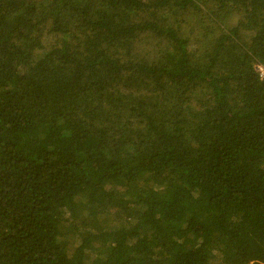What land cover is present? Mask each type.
<instances>
[{
	"label": "trees",
	"instance_id": "obj_1",
	"mask_svg": "<svg viewBox=\"0 0 264 264\" xmlns=\"http://www.w3.org/2000/svg\"><path fill=\"white\" fill-rule=\"evenodd\" d=\"M264 0H0V264H264Z\"/></svg>",
	"mask_w": 264,
	"mask_h": 264
},
{
	"label": "rangeland",
	"instance_id": "obj_2",
	"mask_svg": "<svg viewBox=\"0 0 264 264\" xmlns=\"http://www.w3.org/2000/svg\"><path fill=\"white\" fill-rule=\"evenodd\" d=\"M257 69L259 72L264 73V67L262 65H257Z\"/></svg>",
	"mask_w": 264,
	"mask_h": 264
},
{
	"label": "built area",
	"instance_id": "obj_3",
	"mask_svg": "<svg viewBox=\"0 0 264 264\" xmlns=\"http://www.w3.org/2000/svg\"><path fill=\"white\" fill-rule=\"evenodd\" d=\"M260 75L264 77V73H261V71H260Z\"/></svg>",
	"mask_w": 264,
	"mask_h": 264
}]
</instances>
